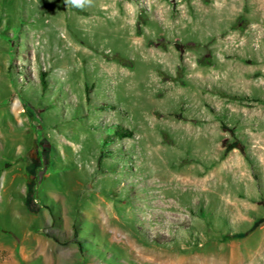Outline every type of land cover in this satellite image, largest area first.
<instances>
[{
    "label": "rangeland",
    "instance_id": "obj_1",
    "mask_svg": "<svg viewBox=\"0 0 264 264\" xmlns=\"http://www.w3.org/2000/svg\"><path fill=\"white\" fill-rule=\"evenodd\" d=\"M0 264H264V0H0Z\"/></svg>",
    "mask_w": 264,
    "mask_h": 264
},
{
    "label": "trees",
    "instance_id": "obj_2",
    "mask_svg": "<svg viewBox=\"0 0 264 264\" xmlns=\"http://www.w3.org/2000/svg\"><path fill=\"white\" fill-rule=\"evenodd\" d=\"M43 83L45 85V81L43 80ZM115 136L120 137V138H129L133 136V133L129 130H125L122 127H119L115 130Z\"/></svg>",
    "mask_w": 264,
    "mask_h": 264
},
{
    "label": "clouds",
    "instance_id": "obj_3",
    "mask_svg": "<svg viewBox=\"0 0 264 264\" xmlns=\"http://www.w3.org/2000/svg\"><path fill=\"white\" fill-rule=\"evenodd\" d=\"M68 3L76 7H84L86 4H90L91 0H67Z\"/></svg>",
    "mask_w": 264,
    "mask_h": 264
}]
</instances>
